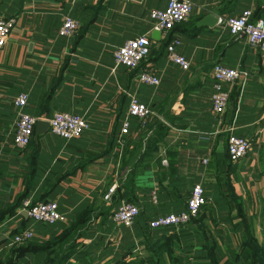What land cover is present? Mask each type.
I'll use <instances>...</instances> for the list:
<instances>
[{"label":"crops","instance_id":"0c3cea01","mask_svg":"<svg viewBox=\"0 0 264 264\" xmlns=\"http://www.w3.org/2000/svg\"><path fill=\"white\" fill-rule=\"evenodd\" d=\"M191 1L186 20L153 38L149 9L167 0H0V16L16 17L0 48V264H210L211 253L223 262L249 234L262 241L264 53L243 34L198 22L250 7L264 17V0ZM67 14L80 28L61 38ZM148 34L151 51L140 68H152L157 86L141 83L138 71L113 68L115 48ZM173 35L188 69L165 58ZM217 63L241 72L222 117L211 109ZM19 91L28 95L24 111L38 120L68 111L84 116L88 128L70 141L47 129L28 147L14 146ZM130 93L151 114L145 126L131 119L121 150L116 139ZM230 131L253 144L237 163L227 156ZM196 183L207 202L194 220L170 230L148 227L158 215L183 210ZM114 185L108 202L103 196ZM25 198L56 201L66 222L36 223L23 215ZM121 198L139 206L131 227L112 219ZM26 228L34 237L11 244Z\"/></svg>","mask_w":264,"mask_h":264},{"label":"built area","instance_id":"2783aa9c","mask_svg":"<svg viewBox=\"0 0 264 264\" xmlns=\"http://www.w3.org/2000/svg\"><path fill=\"white\" fill-rule=\"evenodd\" d=\"M149 16L152 21L151 27L159 30L160 34L165 35L172 32L176 24L186 20L192 12L191 0H167L164 7H152L149 9ZM16 17L0 16V48H2L15 25ZM222 29L227 30L231 35L243 34L246 41L264 53V17H253V9L246 8L240 13L233 15H218L216 19ZM80 22L71 15H65L58 27V36L61 38H70L79 32ZM151 37L148 34L133 37L125 41L124 44L115 48L112 53L114 69L123 66L132 71V69L140 68L143 61L149 56L151 51ZM182 46L181 39L177 35H173L166 43L165 58L168 62L177 65L179 68L188 69L190 61L179 51ZM213 79L211 109L217 117H222L226 112L230 99V89L241 79V72L237 67H231L223 63L215 64L210 72ZM137 79L145 85L157 86L161 79L149 68H140L137 73ZM129 100L127 105V117L120 124L119 133L116 139V145L123 149L124 139L128 134L131 119H137L142 126H145L150 116V110L142 103L134 93L128 94ZM28 95L24 91H19L14 97V104L17 109L15 132L13 137V145L19 148L27 147L33 136L34 128L38 118L26 113L25 107L28 103ZM48 130L65 141L79 138L88 128L86 118L68 111L55 112L48 120ZM231 129V128H229ZM227 154L230 162L237 163L245 158L253 148L251 139L248 137L229 132L226 138ZM206 157H203L202 163H206ZM116 185L112 186L103 199L110 202ZM154 201L155 192L152 193ZM207 198L205 190L201 183L192 186L186 206L178 212H170L162 214L149 220L148 227L154 229H171L186 225L192 219L196 218ZM22 209L27 212L29 218L36 223L51 225L57 222L64 223L67 220L56 201H32L30 198L22 200ZM139 206L125 199H120L116 203L112 219L116 224L125 227H131L139 217ZM11 244H18L31 240L34 235L29 228L22 229L18 233L12 235Z\"/></svg>","mask_w":264,"mask_h":264},{"label":"rangeland","instance_id":"374dc122","mask_svg":"<svg viewBox=\"0 0 264 264\" xmlns=\"http://www.w3.org/2000/svg\"><path fill=\"white\" fill-rule=\"evenodd\" d=\"M261 202L264 203V197H262ZM252 204L253 203L251 202V205ZM257 245L259 247H255V246L253 247L249 242H247L246 247L244 248V246H242V248L238 251V253H233L234 251L230 252V253H233V257L235 254L238 255V259L236 260V264H256V263L264 264V235L262 236V241L258 242V244H256V246ZM251 249L253 251H255V253L253 252V256L250 253ZM230 253H227V254H230ZM211 255H212V253H211ZM210 258H211V264H213L214 262H216L215 264H229L228 260L221 262L220 257H217L215 260L212 259V257H210Z\"/></svg>","mask_w":264,"mask_h":264},{"label":"trees","instance_id":"16d2710c","mask_svg":"<svg viewBox=\"0 0 264 264\" xmlns=\"http://www.w3.org/2000/svg\"><path fill=\"white\" fill-rule=\"evenodd\" d=\"M253 17L255 18V17H259L258 15H256L255 14V12L253 11ZM140 68H137V69H132V70H134V71H138ZM32 140H33V138H32ZM32 140H31V142H30V144L29 145H31V143H32ZM28 145V146H29ZM27 146V147H28ZM227 156H228V154H227ZM229 159V158H228ZM230 161V160H229ZM34 201H36V200H34ZM45 201V200H44ZM206 204H204V206H205ZM204 206L202 207V209H201V211L204 209ZM138 216H140V215H138ZM138 219V218H137ZM195 219V218H194ZM194 219H192V220H194ZM191 220V221H192ZM137 221V220H136ZM147 225H148V223H147ZM154 230H170V229H154ZM263 235H264V233H263ZM247 242H249L253 247L255 246V247H259L258 245L256 246V244H258V241L257 240H255V238L252 236V235H248L247 236V239H245L241 244H239V248L237 249V250H235L233 253H238V251L242 248V246H244V248L246 247V245H247ZM71 251L69 250V248L67 247V248H65L64 250H63V254H62V256L60 257V260L62 261V260H64V259H66L68 256H69V253H70ZM253 252L255 253V251H253L252 249L250 250V253L252 254V256H253ZM233 253H230L229 254V256H228V258L226 259V261L228 260L229 261V264H236V260L238 259V255L237 254H235L234 255V257H233ZM249 253V254H250ZM210 257H212V259H216L217 257H214V255H211ZM216 262H214L213 264H215ZM128 264H135V263H128ZM136 264H141L140 263V261H138ZM156 264V263H155ZM211 264V263H210ZM256 264H258V263H256Z\"/></svg>","mask_w":264,"mask_h":264},{"label":"water","instance_id":"95a60500","mask_svg":"<svg viewBox=\"0 0 264 264\" xmlns=\"http://www.w3.org/2000/svg\"><path fill=\"white\" fill-rule=\"evenodd\" d=\"M216 19L217 16H215L212 13H209L205 16H203L199 22V24H206V25H210L213 26L216 23ZM153 38H158L160 36V32L157 29H153V33H152ZM49 128V122L48 120H38L35 128H34V139L37 140V138L43 134L44 132H46V130ZM23 215H27L26 211H23Z\"/></svg>","mask_w":264,"mask_h":264}]
</instances>
